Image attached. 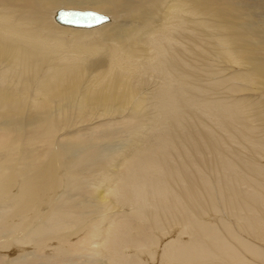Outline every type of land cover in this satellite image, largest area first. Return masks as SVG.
<instances>
[{
	"label": "bare ground",
	"instance_id": "1",
	"mask_svg": "<svg viewBox=\"0 0 264 264\" xmlns=\"http://www.w3.org/2000/svg\"><path fill=\"white\" fill-rule=\"evenodd\" d=\"M243 1L0 0V264H264L246 239L264 241V166L240 156H264V111L252 140L255 103L223 101L264 75L224 50L244 13L264 23V0ZM61 8L109 20L71 27ZM210 57L255 70L217 80L213 101Z\"/></svg>",
	"mask_w": 264,
	"mask_h": 264
},
{
	"label": "rangeland",
	"instance_id": "2",
	"mask_svg": "<svg viewBox=\"0 0 264 264\" xmlns=\"http://www.w3.org/2000/svg\"><path fill=\"white\" fill-rule=\"evenodd\" d=\"M234 1V2H233ZM232 2L234 3V5H236L238 8L240 7L241 9H243L241 6H242V4L241 3H243V2H245V1H243V0H232ZM226 3L228 4L229 2H227L226 1ZM236 3V4H235ZM69 9V8H68ZM70 9H72V8H70ZM74 10V9H73ZM243 14V13H242ZM249 15H248V13L246 12V13H244V15L243 16H241V20H239V23L245 28V25H246V27H247V29L249 30V32L248 33H244L243 31H241V33H240V36H242L243 34L245 35V39H244V37H241V38H243V40H245V41H243V42H241L242 40H239L240 41V43H239V46L237 47H235V45H233V46H225V49L224 50H229L230 51V49H231V51H236V50H238V49H240L241 47V50L240 51H242V52H240V53H246V52H248V53H250V54H253V56H257V58L259 59V62H261V60H262V63L264 62V45L262 44V43H264V23L263 24H261V23H259V22H256L257 21V19L255 18L256 16H252V17H250V19L251 20H249L248 17ZM253 19V20H252ZM248 21V22H246V23H250L249 25H247L245 22H243V21ZM238 21V20H237ZM62 25V24H61ZM64 26V25H63ZM262 26V27H261ZM261 29V30H260ZM225 31V30H224ZM255 31V32H254ZM208 33V36H210V32L209 31H207ZM250 33V34H249ZM252 33V34H251ZM249 34V35H248ZM260 34V35H259ZM221 36H223V35H226L227 36V32H222L221 34H220ZM255 36H258V38L257 37H255ZM250 38V39H249ZM263 39V40H260V39ZM250 42V44H249V42ZM262 41V42H261ZM197 42H198V40H197ZM246 42V43H245ZM199 43V45H198V47L200 48V50H201V52L203 51V49H205L206 47L204 46V44H201V42H198ZM256 44V45H255ZM241 45V46H240ZM244 45H246V46H244ZM248 45V46H247ZM254 47H253V46ZM261 45V46H260ZM243 46H244V49H243ZM256 46V47H255ZM246 47V48H245ZM248 47H249V49H248ZM252 47V48H251ZM237 48V49H236ZM255 48H258V49H255ZM261 49V50H260ZM263 49V50H262ZM255 50L257 51V53L255 52ZM203 53V52H202ZM261 54V55H260ZM203 55V54H202ZM246 56V55H245ZM209 60L210 61H208L207 62V65H206V68L208 69V71H209V75H208V77L206 78V76H205V78H206V82H205V85L208 87V88H206V87H204V89H208V90H210V93H209V98H211V100H213V101H215V100H217V98H216V94L214 95V94H212V92H214L215 93V86L217 85V84H215V85H213L214 83H217V80H219V79H229V78H231V75H233L234 73L236 74V73H241V74H247V72L248 73H253L252 71H254L255 70V68L253 69V67H246V68H244V69H242L241 67L239 68L238 67V65H235L233 62H228V60L225 58L224 60H219V59H216V57H214V58H209ZM225 69H227L228 70V72L227 71H224ZM216 70H220V75H215V73H217L218 71H216ZM222 70V71H221ZM215 72V73H214ZM225 72V73H224ZM227 73H229V76H228V74ZM262 78H258L256 81H258V82H255L256 84H254V85H256L255 87H253V84L252 83H248V82H245V83H240L241 85L243 84H245L244 86H241L242 87V89H244V91L242 92H239V93H236V95L237 96H234L233 94H235V93H231V94H229L228 96L229 97H227V99H223V101H227L228 102V100L230 99L231 100V98H236V97H241V98H244L242 101L243 102H241L242 104L244 103V105L246 106V105H251V103H255L254 104V108L252 109V111H250L251 110V108L253 107L252 105V107L250 106V108H249V110L247 111L248 112V114L250 113H253V112H255L256 114H254V115H252L254 118H255V121H256V116H257V112H258V109H262V113H263V111H264V108H262V107H264V104H263V101H264V75L262 76V75H260ZM204 77V76H203ZM218 77V78H217ZM220 77V78H219ZM227 81V80H226ZM238 81L239 80H231V84H229V85H226V87L227 86H231V85H239L238 84ZM213 82V83H212ZM259 82H261L260 84H263L262 86L259 84ZM234 83V84H233ZM247 84V85H246ZM250 84V85H249ZM246 86V87H245ZM261 86V87H260ZM218 88V87H217ZM248 88H252V89H248ZM258 91V93H259V95H258V93L257 92H255L254 90L255 89ZM249 91H248V90ZM259 89H263L262 91L260 90V92H259ZM220 90V89H219ZM247 91V92H246ZM249 92V93H248ZM247 93V94H246ZM249 95V97H247ZM253 95V96H252ZM208 98V99H209ZM237 99V98H236ZM249 101V103H247ZM256 101V102H255ZM261 104V105H263L262 107L260 106V105H258L257 106V104ZM230 104V103H229ZM256 105V106H255ZM246 107H248V106H246ZM256 107H258V108H256ZM260 107V108H259ZM254 110V111H253ZM250 111V112H249ZM257 111V112H256ZM127 111L125 112V114L127 115ZM249 114V115H250ZM125 115V116H126ZM253 120V118L252 117H249V120ZM248 120V121H249ZM250 120V122H249V125H250V127H252V126H254V127H252V129L251 130H248V133H249V135H252L251 137V139L252 140H254V137L256 138V136H257V129H262L263 127L260 125V124H257V121H256V127H255V125L254 124H252L253 122ZM106 121H108V120H106ZM252 122V123H251ZM91 126H93V125H90V127ZM201 126V127H200ZM205 128H203V127ZM245 126V123L242 121V125H241V130H242V128ZM260 126V127H259ZM192 131H193V133H194V135L195 136H197V135H202V134H211L212 132L211 131H213V130H216V128H218L217 126H216V128L213 126V125H203V124H200V125H193L192 127ZM213 128V129H212ZM212 129V130H211ZM210 131V132H209ZM252 131H253V133H252ZM251 133V134H250ZM209 134V135H210ZM254 134V135H253ZM239 137V136H238ZM235 137V134H233L232 135V138L233 139H235L233 142H232V144H234L233 146H238V141H241V142H243V143H245V144H248L249 145V143L250 142H247V141H243V138L241 139V137ZM130 139V138H129ZM130 140H132V139H130ZM123 141H125V140H123ZM237 143V144H236ZM236 144V145H235ZM233 146H232V148H231V150L228 152V153H226V154H228L229 155V157H230V159H239V158H241V157H239L236 153H234V150H232L233 149ZM105 147H107V145H106V143H105ZM108 148H110V149H106L107 150V152L109 151L110 153L112 152V150H113V152L114 153H117L118 152V149L117 148H115L114 149V146H113V143L108 147ZM255 149H253V150H251V151H254ZM231 153H232V155H231ZM113 154V153H112ZM234 154V155H233ZM241 154V153H240ZM257 154V153H256ZM243 155L244 156H247L248 158L250 157L251 159H253L255 162H256V164L257 163H259V165H261V167H263L264 166V159H263V155H261L260 153H258V155H251V153L250 152H248L247 154H245L244 152H243V154H241L240 156H242L243 157ZM118 157H116L115 159H112V161H113V163L111 162V160H110V165L109 166H111L112 165V167L110 168V169H108V173L109 174H111L112 173V168H114V165L116 166L117 164H118V161H119V156H120V153L117 155ZM235 156V157H234ZM209 157H211V156H209ZM237 157V158H236ZM202 158V157H201ZM202 159H204V158H202ZM199 160V158H196V161L197 162H199L198 161ZM258 162H257V161ZM106 163H107V161H106ZM258 165V164H257ZM264 169V168H263ZM208 175L207 176H209L210 177V179H209V181H210V183H211V185L212 186H214V188H215V193L217 194V191H216V187L217 186H215V182H214V179L211 177V173L209 174V173H207ZM240 174H242V172L240 173ZM115 175V174H114ZM114 175H112L111 174V176L113 177ZM263 184H264V182H262ZM262 183H259V185H261V186H264ZM98 188V187H97ZM112 208H110V209H108L107 211H106V213H109L110 215H113L114 213H116V214H118V210L116 211L115 209L114 210H111ZM116 211V212H115ZM225 219H228V218H226V217H224ZM224 218H221L220 217V219H224ZM220 219H218L219 221H220ZM231 219L232 218H230V219H228L229 221H231ZM232 222V221H231ZM155 232H158V230H155ZM155 234V233H154ZM248 236V235H247ZM167 237V238H166ZM165 237V240L166 239H169V237H173V236H166ZM246 239L249 241V242H251V241H256L255 243L257 244L258 243V246H260V248L261 249H264V241H257V240H255L256 238H253V237H246ZM262 242V243H261ZM234 244H235V242H233ZM237 244V243H236ZM31 248H33V246H30L27 250H26V252L28 251V252H33L32 251V249ZM14 256V255H13ZM15 256H17V255H15Z\"/></svg>",
	"mask_w": 264,
	"mask_h": 264
},
{
	"label": "water",
	"instance_id": "3",
	"mask_svg": "<svg viewBox=\"0 0 264 264\" xmlns=\"http://www.w3.org/2000/svg\"><path fill=\"white\" fill-rule=\"evenodd\" d=\"M55 19L62 24L71 27L90 28L99 26L109 20L107 15H103L94 10L64 9L57 10Z\"/></svg>",
	"mask_w": 264,
	"mask_h": 264
}]
</instances>
